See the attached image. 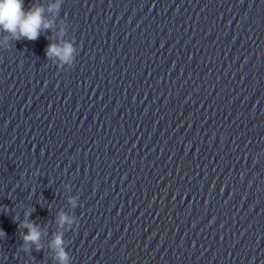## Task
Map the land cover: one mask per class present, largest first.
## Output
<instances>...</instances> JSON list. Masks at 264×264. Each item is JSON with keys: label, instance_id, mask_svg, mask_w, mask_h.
I'll list each match as a JSON object with an SVG mask.
<instances>
[{"label": "clouds", "instance_id": "1", "mask_svg": "<svg viewBox=\"0 0 264 264\" xmlns=\"http://www.w3.org/2000/svg\"><path fill=\"white\" fill-rule=\"evenodd\" d=\"M64 0H49L45 5L35 2L25 9L24 0H0V37L4 44H10L12 41L29 40L35 41L44 32L50 31L57 24V18ZM66 33L65 27L57 30L56 42H50L45 48V54L48 60L54 58L61 63L71 64L73 62L74 47L70 41H64L63 36ZM33 176H39V170L32 173ZM69 203L75 207V199H70ZM34 207H29L25 211V216L30 217ZM14 222L19 220L16 216ZM55 222L57 231L52 234V239L48 242V250L52 253V259L56 264H71V256L67 251L65 242V233L75 230L74 220L63 210L56 214ZM18 229H27V232H21V250L26 254H31L33 250L39 252L44 249L42 236L45 235L44 229L34 220H20ZM6 233L0 229V237H5Z\"/></svg>", "mask_w": 264, "mask_h": 264}]
</instances>
